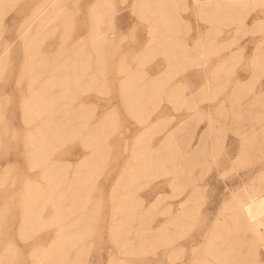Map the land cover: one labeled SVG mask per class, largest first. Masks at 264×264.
Returning <instances> with one entry per match:
<instances>
[{
    "label": "rangeland",
    "instance_id": "obj_1",
    "mask_svg": "<svg viewBox=\"0 0 264 264\" xmlns=\"http://www.w3.org/2000/svg\"><path fill=\"white\" fill-rule=\"evenodd\" d=\"M59 1L55 8L62 9L61 13L51 24V26H58L57 29L55 32L46 29L47 31L44 30V34H40L41 37L37 36V39L34 31L26 35L24 31L30 20V23L36 20L34 15L39 12L36 10H42L45 6L43 3L49 4L52 0L50 2L48 0H9L1 7L3 15H0V56L6 47V40L10 43V48L0 60V250L6 246H11L13 249L16 247L17 250L16 255L13 251L10 253L4 264H32L37 259L41 264H46L42 248L48 247L57 235L54 226H44L39 220L27 226L21 225L24 189L29 179L41 180V161L36 151L32 149H36L39 144L28 143V133L32 127L26 123L24 99L31 95L33 89L43 87V81L49 73L51 74V71L53 72L52 69L60 76H63L61 72L70 70L69 67L72 66L68 67L66 63L69 58H74L76 62L80 60L81 68H84L83 61L87 62L86 66H89V53H91L90 58L92 56L89 71L93 73V76L90 77L88 70L84 74L83 70L81 72L73 66L70 70L71 74L75 73L76 69L78 73L81 72L80 76L71 81L75 83L74 89L71 87L73 92L70 90L64 96L71 93L70 95L61 96L59 103L61 116L63 114L61 109L64 106L61 104H64L65 100L72 110L79 111L78 114L81 115L78 119L71 120V124L75 125L69 126L70 131H67L61 140L49 144L48 153H50V159L71 161L73 170L76 164L92 151L86 147L88 138L91 136L93 139L96 136L98 140L93 143H100L97 144L101 147L102 154L96 157L94 174L91 178H87L84 185L88 186V189L92 185L93 200H97L101 195L102 203L97 206L92 225L87 230L86 234L89 236L85 234L86 237L79 244L80 247L77 246V251L81 253L77 254L75 251L77 248H74L75 252L72 250L71 254L57 257L65 259V262H53V264H111L115 260L118 262L123 260L120 262L123 264L125 262L126 264H197L196 260L201 257L202 263L205 259L217 261L212 255L207 256L203 252L208 242L205 240V233L208 232L212 222L215 226L223 221H226L234 242L224 247L232 250L233 257L240 260L237 263L250 264L254 259H258L264 264V246L259 241L253 243L249 233H247V239L244 238L245 230L236 228L239 223H235L232 209H227L233 196L251 184H257L260 181L259 176L264 172V43L259 46L260 41L264 39V0L247 6L245 9L247 11L232 10L229 14L216 16L201 13L199 6L193 0H175L169 1L170 3L160 0L146 1V3L143 2V8L142 2L138 4L137 0H105L101 4L103 7L99 6L100 10H97L99 12L96 11L98 18L100 14L107 15L104 17L102 26L108 31L109 39L107 38L104 42L102 51L91 47L93 37L88 38L92 25L90 15L94 14L91 6H94L97 0ZM146 11L151 12L146 14ZM160 13L162 16L170 14L172 19H167L170 22L158 21L157 18L162 17ZM63 22L65 25H62ZM170 23L173 28L167 33L168 41L172 47L174 46L173 50L178 49L175 50L177 55L164 51L166 47V50H170L169 46L165 47L162 43L160 44L163 46L162 49L159 44H156L157 48L153 43L154 36L158 35L156 32L163 35V32L171 27ZM111 29H114L113 33H109L112 32ZM199 37L204 41V44L203 41L200 42L201 46L196 44ZM28 41L32 44L26 43ZM85 43V47L81 48V45ZM199 48H205L203 55L198 54ZM170 56L173 59H170ZM226 56L228 57L225 58ZM31 61L33 65H29ZM215 67L217 73L214 74ZM136 69L138 71H135ZM133 72L135 75L131 78ZM57 78L59 80V77ZM56 79L55 85L48 86L46 93L62 89V85ZM132 79H136L134 80L136 84ZM33 80L34 86H31ZM122 80L124 83L121 82ZM206 86L215 89L214 91L211 89L210 93H204ZM131 90L144 91L145 105L143 104L142 107L144 111L141 109L143 116L138 115L141 111L133 113L127 108L125 92ZM170 90L172 93L169 94ZM111 111L115 113L112 124L98 128L97 123ZM198 114H202L201 120L197 119ZM146 116L150 119L149 122L160 119L166 122L162 124L163 126H159L160 128L152 129L145 138L148 142L138 146L148 144L159 146L163 143L166 133L168 135L169 131L177 132L179 140L174 146L179 149L178 152H183L179 159L175 158V160L176 162L181 160L182 164H192L184 166L185 172L183 170L182 178L185 177L183 175L187 177L184 181L182 180V183L193 180L188 183L189 187H199L201 192L195 202L199 205L198 208L191 209L192 213L189 216L184 215L185 221L190 223V225L188 223L190 228L184 222L179 224L178 228L176 225H171V229L178 230L170 231V229L164 232V234L167 233V237L163 235L164 237L159 238L160 241L157 240L159 242L153 243L155 245L148 242L145 247H139L137 243H133L128 247L122 244L124 236L110 228L113 220L111 211L114 210L112 204L119 200L117 194L120 196L129 193L132 196L134 193L133 199L137 201L141 198L146 204H150L161 193L159 205L150 212L153 219L150 217L149 222L154 226L161 224L168 216H175L178 201L189 194L186 191L181 197L175 198L179 189H175L171 183L173 173L168 172L169 168L173 169L171 161L169 164L166 163L168 165L165 164L159 172L152 173L154 179L151 174L135 176L129 189L121 188L124 173L128 168L127 164L134 157L136 138L147 125V122H143ZM182 119L186 123L177 129ZM211 120L215 124L216 136L211 134L210 141L205 143L210 150L196 151L194 149L196 146L204 145L207 133L204 129ZM80 132L81 135L84 134L82 137ZM255 135L256 138H254ZM100 139L102 140L99 141ZM191 150L196 151L197 154L192 156L191 154L194 153ZM175 160L172 161L175 162ZM85 193L82 192V194ZM167 209H170V214L166 212ZM91 229L93 233L90 232ZM170 236L173 239L175 236L174 242L173 240L169 242L172 239ZM234 239L238 240L237 248ZM167 242L169 245L166 244ZM217 243L223 244L221 239ZM118 245H122L121 251ZM148 246L150 249L146 251ZM195 250L201 251L200 254L198 255ZM211 264H217V262Z\"/></svg>",
    "mask_w": 264,
    "mask_h": 264
},
{
    "label": "bare ground",
    "instance_id": "obj_2",
    "mask_svg": "<svg viewBox=\"0 0 264 264\" xmlns=\"http://www.w3.org/2000/svg\"><path fill=\"white\" fill-rule=\"evenodd\" d=\"M8 1L9 0H0V15H3L1 7L3 5H5L4 3L8 2ZM48 1L50 2V0H48ZM58 1L59 0H52V2L49 4L43 3V5L45 4L44 8L42 10H40V9L36 10V12L39 11L35 15L33 14L35 16L36 20L33 21V18H31L33 22L30 23L31 20L29 21L28 26H27L26 30L24 31V34L26 35L29 32L34 31V34H35L36 39H37V36L41 37L40 34H42V33L44 34V30H46V29L47 30L51 29L52 31L55 32V30L57 29L58 26L57 27L51 26V24L55 20H57L56 18L58 15H60L61 10H62V9L56 10V8H55L57 3L60 2V1L59 2ZM137 1H139L138 4L139 3L141 4V2L143 4V2H145V3H146V1H152L153 2L154 0H137ZM160 1L161 2L162 1H166V2L168 1L169 2V1H175V0H160ZM193 1L195 4H197L199 6V8H200L199 11L201 13H204L208 16H213V15L216 16V15H222V14H229L232 10L236 11V12L237 11L243 12L245 9H247V6L253 5L256 3L258 4V2L262 1V0H193ZM104 2H105V0L95 1L94 6H91L92 12L94 14L89 13V14H91L90 16H92L91 17V24L92 25L90 27L91 29H90V32L88 34V38L93 37V39H91L92 40L91 47H93L94 49H96L98 51L103 50L102 49L104 46L103 44L108 38V35H107L108 31H106L105 27H104L105 29H103V26H102V23H104V21H105L104 17H106L107 15L101 16V14H100L99 18L96 15V13L99 12L97 10H100L99 6L101 4H103ZM156 2H157V0H156ZM158 5H162V4H158ZM198 6H197V8H198ZM101 7H103V6L101 5ZM141 7L143 8L144 4ZM150 8L151 7L149 6V9ZM156 8H157V6H156ZM168 8H170V4H169ZM147 9H148V6H147ZM152 9L154 11V7ZM144 10H145V8H144ZM158 10L160 11V9H158ZM170 11H171V9H170ZM245 11H247V10H245ZM150 12L146 11V14L150 13ZM153 13H155V11L152 12V14ZM157 13H159V12L157 11ZM105 14H107V13H105ZM143 14H144V12H143ZM166 14H168V12H166ZM160 15H161V13H160ZM144 17H146L145 14H144ZM154 19H155V16H154ZM157 19H158V21L167 22V21H169L167 19H172V18L170 17V14H169V15H164V16L157 18ZM214 19H215V17H214ZM63 24H64V22L62 23V25ZM159 25H161V24H159ZM164 25H165V23H164ZM166 25H167V23H166ZM170 25H171V27H168L169 30L166 29L167 27L165 26L166 31L163 32V35H159V32H156V33H158V35L154 36V38H153V43H155V45L153 43L152 44L154 46H156V44H159V47H160L161 46L160 44L163 43L164 44L163 46H165V47L169 46L170 47V50L169 49L166 50L167 47L164 48L165 49L164 51L166 53L168 52L171 55L174 53L175 55H177L175 53V50L177 48L175 50H173L174 46L172 47L171 46L172 44L169 43V41H168L169 34H167V33L170 32L173 28L171 23H170ZM162 26H161V28H162ZM111 27H113V25H111ZM156 28H154V29H156ZM175 28H177V27H175ZM51 30H49V31H51ZM111 31L112 32H109V33H113L114 29L113 30L111 29ZM152 33H154V31ZM156 33H154V35ZM170 35H172V34H170ZM24 36H22V37H24ZM35 36H33V37H35ZM27 39H28V37H27ZM81 39H82V37H81ZM81 39H79V40L82 41ZM199 39L196 42V44L200 45V42L203 40H201V38H199ZM262 40L263 41H260L259 46L262 43H264V39H262ZM80 41H79V44H80ZM111 41H113V40H111ZM26 43H31V42L28 41ZM86 43L84 45L82 44L81 48L82 47L84 48ZM203 44H204V41H203ZM27 45H29V44H27ZM5 46L6 47L0 56V60H1V58L3 59L5 54L9 51L10 43L7 40L5 41ZM163 46H161L162 49H163ZM225 48H223V49H225ZM203 49H205V48H203ZM79 50H80V48H79ZM103 54H104V51H103ZM203 54L204 53H202V55ZM90 55H91V53H89V59H88L89 66H86L87 62L85 63V61L82 60L84 62L83 63L81 61L84 68L80 67V60L76 62L74 58L73 59L69 58V60H68L69 62L67 61L66 63H68V67L69 66H72V67L75 66L74 68L77 67L76 69H79L81 72L83 70L84 74H86L87 70L89 71L91 69L90 60H91L92 56L90 58ZM100 57L103 58L102 56H100ZM171 58L172 57L170 56V59ZM95 59H97V57ZM170 59H169V61H171ZM173 61L176 62L175 60H173ZM179 62H181V61H179ZM60 63H58V64H60ZM170 64H172V63H170ZM29 65H33V62L31 61L29 63ZM219 66H217V67H219ZM30 67L32 68V66H30ZM72 67H69L70 70L72 69ZM69 68H66V69L68 70ZM76 69H75V73H72V74H71L70 70L65 71V72L63 71L64 73H62L61 71H58V72H61V75L63 74V76L56 74L57 72L54 73V69H52L53 72L51 71V74L49 73V75L45 78V81H43V83H44V85H42L43 87H41L40 89H37V88L33 89V92L31 93V95L27 96L24 99V103H23L24 109L26 111V115H25L26 116V123L32 127V129L28 133V138H27L28 143H30L31 145H36V143L39 144V146H37L36 149H34V148H32V149L36 151V153L38 154L40 161H41V163H40V165H41V174H40L41 180H37V179H29L28 180V184L26 185V187L24 189V194L22 196V198H23L22 209L23 210H21V211L23 212V214H22L21 225H22V227L27 226L31 222H33L35 220H39V221L43 222L44 226H49V227L54 226L56 228L57 235L52 239V242L49 244L48 247L42 248V255L44 256V262L46 264H53V262H56V263L65 262V259L57 258V257L59 255L62 256L65 254H71L70 252L72 250L74 251V248H77V246L83 242L84 237L89 236L86 234L87 230L92 225L93 217H94L96 208H98L97 206L100 203H102L100 200L101 195L99 196V198H97V200L96 199L93 200L94 196L91 193L93 186L92 185L89 186L91 189L90 188L88 189V186L84 185V183L87 181V178H91L92 175L94 174V171H95V164L94 163L96 161V157L101 153V147L98 145L100 143H98V142H96V144L93 143L96 140H98L96 136H94L93 139L91 136L88 138V140H87L88 144H86V147L92 149V151L89 154H87V156L84 157L79 163H77L76 164L77 166L73 170L71 169V165H72L71 161H69V160L61 161V160H56L53 158L50 159L49 158L50 153H48L49 144H52L55 141L61 140V138L67 133V131H70L69 126L74 124V123L71 124V120L78 119V117H80V115H81V114H78L79 111L77 112L76 110H72V107H70L67 103H65L66 100H65V102L63 100L64 104H61V106L64 105L63 108L61 109L62 113H63L62 116L59 114V112H60V108H59L60 104L59 103H60L61 96H64V95H66V93L70 92V90L72 89L71 87H73L74 86L73 84H75L71 81L73 79H78V77L80 76L79 74L81 72L78 73L79 71L77 70L78 71L77 72ZM135 71H138V70L136 69ZM160 73H162V72H160ZM88 74L90 75V77L93 76V73H91V72ZM99 75L100 74H98V76ZM128 75H129V73H128ZM132 75H135L134 72H133V74H131V78H133ZM155 76H153L154 79H155ZM57 77H59V80ZM161 77H163V76H161ZM161 77H160V79H161ZM124 78H126V77H124ZM131 78H129V79H131ZM150 78H152V77H150ZM55 79L58 80V83L62 85V87H61V85L59 86L62 89L58 90L56 92L55 91L54 92L49 91L50 93H46L45 90L49 89L48 86L51 87V86L55 85ZM163 79H164V77H163ZM134 80H136V79H134ZM157 80H154V81L157 82ZM164 81H165V79H164ZM121 82L124 83L123 80ZM94 83H96V82H94ZM133 83L136 84V81H134ZM138 84H140V83H138ZM31 86H34V80H33V84L31 82ZM161 86L162 87L164 86L163 83ZM74 87H73V89H74ZM146 87H147V85H146ZM171 90H173V89H171ZM171 90L169 91V94H170ZM159 91L161 92V90H159ZM143 92L144 91L139 92V91L131 90L129 92H125L126 98H124L126 103H127L128 110H130L133 113H137V112L141 111V114H138L141 116H143L141 109H143V111H144V108H142L143 104H144L143 103V97H144ZM173 92H174V90H173ZM55 93H57V95ZM177 93H179V92H177ZM70 94H68V95H70ZM153 94H155V93H153ZM67 96H64V97H67ZM146 97H147V95H146ZM146 111L147 110L145 108V113H146ZM112 112H114V111L109 112L104 118L101 117L102 119L97 123L98 128L102 127V126H106V125L109 126V124H112L113 117L115 116L114 115L115 113H112ZM143 119H144L143 122H147L146 123L147 125L144 128L143 132H141L139 134V136L136 138V142H135V146H134V157L131 160V162H129V164H127L128 168H126V172L124 173V181H122L123 185L121 184L122 185L121 188H123L124 190L129 189L130 183L133 181V178L135 176L151 174V177H152V173L155 174V173L159 172L164 167V165L166 163L169 164V162L171 161L170 163H171V166H173V169H170V168L168 169V172L171 171L173 173V179L171 180V183L175 189H177V188L179 189L178 193L177 194L175 193L176 194L175 198L181 197L182 194L186 191H188L189 194L187 197L181 198L178 201V203H177V206H178L177 207V214L175 216H168V218L166 220L162 221L161 224H158L157 226L152 225L151 222H149V220L151 217L150 212H152L151 209L157 208V206L160 203V199H161V195H162L161 193H160L161 195L158 194L157 197H155V200L152 201L150 204H146L144 199H141V198H140L141 200L137 199V201L135 199H133L132 196L134 195V193L132 194V196L129 193H125V194H122L120 196L117 194V197L119 198V200L114 201L113 202L114 204H112V206H114L113 207L114 210L112 209L113 211H111L113 214L112 215L113 220L111 222L110 228L112 231H114L118 234H122L124 236L123 237L124 240H123L122 244H123V246H128V247H129V245H132L133 243H137L136 245H138L139 247H141V246L145 247V245L148 242H152V244L159 242L160 241L159 238L161 239V237L163 235H165V237H167V233L164 234V232H168V230L171 229L170 228L171 225H176V227H177V226H180L179 224L184 222V224L187 223V226H188L189 222L185 221L184 215L186 214L187 216H189L192 213L191 209L195 210L196 208H198L199 205L195 204V202L197 201V198L199 197L200 192H201L199 187H194V186L192 188L189 187L188 183H191L193 180H191V182L185 181L184 183H182V180L184 181V178L187 177L186 175H183L185 177L182 178V173H183V170L185 169L184 166L185 165L191 166L192 164H189V163L182 164L181 160L179 162H178V160H177V162L175 160V158H178L179 156H181L182 155L181 152H183V151L178 152L179 149L176 146H174V144L177 143V141L179 140L178 136H177L178 135L177 132L169 131L170 133L168 132L169 133L168 135L166 133L167 136L165 135L164 141L162 140L163 143L159 146H150V144H148L146 146H141V145L138 146V144L148 142V141H145V138H146V135H148L152 131V129H155L156 127H159V126L161 127V125L165 124V122H166L165 120H162V119H160L158 121H154V122L153 121L149 122L150 119H148V116H146ZM84 123H86V122H84ZM183 123H186V122H185V120L182 119L181 122L179 123V125H177L178 126L177 129H179V126H181ZM92 125H93V123H92ZM214 125L215 124H213L212 120H211V122H209V126L207 127L208 130L206 133L204 145L202 147L196 146V148H194L196 151L197 150H201V151L210 150L209 147H207L205 145V143L210 141L209 140L210 135L215 133L214 132L215 131ZM87 126H89V125H87ZM94 127H96V126H94ZM72 128H73V126H72ZM91 128H93V127H91ZM164 128L165 127H163V129ZM182 128H183V126H182ZM79 129H81V128H79ZM87 129H88V127H87ZM104 129H105V127H104ZM80 131H82V130H80ZM96 132H97V130H96ZM77 134L78 133H76V135ZM100 134H102V133H100ZM80 135H81V132H80ZM83 135H81L80 137H82ZM85 135H86V133H85ZM254 138H256V135ZM104 139L105 138H103V140ZM81 140H83V139L81 138ZM101 140L102 139H100L99 141H101ZM214 140H216V139H214ZM105 141H104V143H105ZM211 142H212V140H211ZM244 148L247 149V147H245V146H244ZM194 149H192V150H194ZM243 149H242V151L244 152L245 149L244 150ZM196 151L195 152L192 151L194 154H191V155L193 156V155L197 154ZM192 152H190V153H192ZM245 153H247V152H245ZM240 155H241V153H240ZM173 159L175 160V162L172 161ZM187 159H186V161H187ZM168 164H166V165H168ZM6 170H8V169H6ZM187 171H189V169ZM184 172H185V170H184ZM187 173H189V172H187ZM259 177H260V181L257 184H251L248 188H244L243 191H238L233 196V198L230 201L227 209H232L234 221H235V223H239V226H236V228L237 229L243 228V230H245L244 231L245 232L244 238L246 237V239H247V236H248L247 233H249V238H251V240L254 241L253 243H255V241L258 243V241H259L264 246V172ZM152 178H150V179H152ZM145 179H147V177H145ZM185 180H187V179H185ZM146 181H148V179ZM136 182H138V181H136ZM85 191H87L88 193L87 192L85 193ZM82 192L85 194H82ZM100 209H101V207H100ZM170 209L172 210V208H170ZM170 209H167V211H166L168 214L171 213ZM183 209H184V212L182 213ZM100 212L101 211L99 210V213ZM99 213H97V214L99 215ZM98 215H96V216H98ZM151 219H153V218L151 217ZM189 225H190V223H189ZM188 227L190 228V226H188ZM173 228H175V226ZM182 228H185V227H182ZM172 230L173 229H171L170 231H172ZM176 230H178V229H176ZM207 231H206L207 233H205L206 234L205 240H207L208 242L206 243L207 246L203 252L207 256L212 255L213 259H215L217 261H211V259H205L204 263H202V262H200V260H202V257H201V258H198V260H196L197 261L196 263L197 264H211L212 262H217V264H238L237 262H239L240 260L238 261V260H236V258L233 257L232 250L230 248L226 249L224 247L226 244L233 242L232 241L233 237L231 235L230 229L228 228V226L226 224V221L221 222V224H216L215 226H214V223L212 222L211 227ZM90 232L93 233L92 229ZM85 234H86V236H85ZM90 236H92V235H90ZM116 236H117V234H116ZM88 238L89 237H87V239ZM216 238H218V239L215 240ZM175 239L176 238L174 236V239L173 238L170 239L169 242L171 240H173V242H174ZM220 239L223 242L222 245H218V243H217L218 241H220ZM157 240H159V241H157ZM234 241H235V239H234ZM236 241H238V240H236ZM236 241H235V243H236L235 245L237 248V242ZM240 242H239V245H240ZM118 244H120V243H118ZM166 244L169 245L168 242ZM170 244H172V243H170ZM85 245H86V243H85ZM153 245H155V244H153ZM121 246H119V247H121ZM78 247H80V245ZM181 248H182V246H181ZM12 249L13 248L11 246H9V247L6 246L2 250H0V264H4L7 262V258L12 251H13V253H15V251L17 252L16 247H14L13 250ZM148 249H150L149 246L147 247L146 251ZM77 250H78V248L75 250L77 254L81 253V252H78ZM121 250H122V247H121L120 251ZM83 251H84V246H83L82 252ZM146 251H144V252H146ZM153 252H155V251H153ZM196 252L199 255L201 251L198 250ZM76 253H74V255ZM16 254L17 253H15V255ZM241 255H242V253H241ZM194 256H195V254H194ZM195 259H197V258L195 257ZM115 261H117V260H115ZM121 261H123V260H121ZM121 261H119V262L117 261V263L115 262V264H123V263H120ZM114 262L111 264H114ZM251 263L252 264H263L258 259H254V261ZM32 264H41V263H40V260L37 259L34 262H32ZM125 264H126V262H125Z\"/></svg>",
    "mask_w": 264,
    "mask_h": 264
},
{
    "label": "crops",
    "instance_id": "obj_3",
    "mask_svg": "<svg viewBox=\"0 0 264 264\" xmlns=\"http://www.w3.org/2000/svg\"><path fill=\"white\" fill-rule=\"evenodd\" d=\"M199 38H201V37H199ZM199 49H200V50H199ZM199 49H198V54H202V53H204V52H203V50H204L203 48H202V50H201V48H199ZM201 52H202V53H201ZM227 57H228V56H226L225 58H227ZM215 73H217V71H216V67H215V69H214V74H215ZM206 89H207L208 91H207ZM211 89H213V91H214L215 88H214V87L211 88V87H209V86H206V87L204 88V93H205V90H206L207 93H210V92H211ZM201 115H202V114H198V115H197V119H198V120H199V119L201 120ZM203 117H204V114H203ZM203 120H204V119H203ZM199 123H200V121L198 122V124H199ZM208 126H209V124H207V127H208ZM207 127L204 129V131H207V129H208ZM215 133H216V132H215Z\"/></svg>",
    "mask_w": 264,
    "mask_h": 264
}]
</instances>
